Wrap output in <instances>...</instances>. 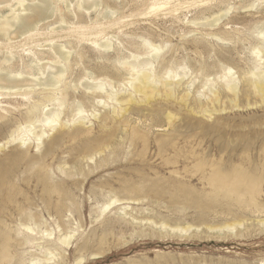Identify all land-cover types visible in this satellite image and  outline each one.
I'll return each mask as SVG.
<instances>
[{
	"label": "bare ground",
	"instance_id": "6f19581e",
	"mask_svg": "<svg viewBox=\"0 0 264 264\" xmlns=\"http://www.w3.org/2000/svg\"><path fill=\"white\" fill-rule=\"evenodd\" d=\"M7 1L9 0H0V46L9 49V47L19 44L23 47L20 56L30 55L34 49L39 53L36 57L37 53L35 52L33 57L23 65L15 62L16 54L13 50H7L8 52L0 57V104L4 102L2 101L3 96L8 98L16 96L13 99L21 98L25 102H29L27 111L23 115L24 122L20 123L4 142H0V150L4 147L7 148L12 143L19 142L26 145L29 140H33L36 143L35 147L38 150L44 148V151L42 150L40 155L32 156L28 148L20 150L9 158L11 160L0 169V264H60V261H63L66 256V247H69L75 236V229L69 231L67 228L64 231H59L58 236L55 234L52 237L54 231L42 227L43 218V221L39 222L32 202L23 197L25 192L21 182L29 181L35 175L37 185L44 190L46 203H50L52 198L57 196L58 206L61 209L59 212L73 213L69 191L61 183L65 180L63 177L85 174L82 163L84 159L94 161L96 167H105L116 162L121 155L127 157L135 152L137 138L147 148L149 133L154 128L164 126L171 128L178 118L177 113L171 111V107H167L168 104L164 106V109L162 108V101L169 103L178 100L180 105L187 107L190 113L185 116L188 121L184 128L172 129L173 131L170 132L174 134L170 133L171 135L161 134L162 132L156 135L161 158L166 163L172 161L177 163L178 156L182 155L184 159L181 162L186 168L190 165V161L193 162L194 172L199 174L198 179L205 181L210 186L208 194L202 193L207 199L224 198L228 201L250 204L256 208L257 205L260 206L258 198L264 184V119L256 120L258 126H261L258 129L242 131L237 129L239 125L233 124V120L231 126L224 117L219 118V116L221 112H229L239 107H264V23L262 22L264 18L251 19L252 23H249V28H247L251 31L250 34H246L240 28L233 30V27L231 28L233 32L230 29L221 30L219 27L218 30L210 33L207 30L209 35L222 43L232 42L235 39L236 42L233 43L235 45L238 43V47L234 46L238 48V51L248 45L247 55L245 58L241 56L239 59L233 57L232 54L231 56L225 54L221 50L223 53H218V50L214 54L217 57L216 61L207 62V58H203V56L201 57L203 59L195 60L198 66L192 68L194 65H191L186 57L180 61L179 59L173 60L174 56L171 53L172 56L166 58L165 54L171 51H167V43L158 42L153 38V34H139L138 31L143 26L130 30L132 34L139 37V40L130 41V47H127L128 51L120 48V43H117L120 33L115 35L113 31H109L120 24L118 21H108L101 27L96 25V20L100 16L114 17L119 12L113 9L103 12L105 7L111 6V2L109 3L108 0H91V2L76 0L77 2L75 1L76 4L72 8L66 5L64 8L60 6L61 1L69 4L70 0H15L18 6L13 8L14 4L10 5L11 9L8 4L11 12L8 13L9 15L7 13L4 15L2 10ZM231 1L152 0L148 6L149 12L143 14L149 15L154 11L165 10L168 11V14L175 15V12L181 9L182 4H187L189 7L198 4L197 7L202 6V8H199L198 14L194 16V25L217 26L235 8L247 11L264 4V0H240L239 7H237L235 4L232 5ZM223 4H225L224 7H222ZM214 7H217L218 12L221 13L215 14L213 18L211 15L206 16L207 11ZM92 9L96 14L95 21L88 25L79 24L86 20L85 18H92L90 12ZM73 11L76 12L75 15H73ZM197 19H205V22L198 23ZM236 20L231 21L236 22ZM57 24L59 26H56ZM65 27L69 29L72 27L85 28L86 30L78 32L79 35H74L67 32ZM58 28L62 30L57 31ZM199 31L201 32V30ZM200 32L198 34L202 33ZM199 43L201 45V42ZM27 45L29 48H25ZM199 45L196 48H199ZM17 46L15 45V47ZM230 47L229 52L231 51ZM89 48L95 51L98 59L114 60V70L105 66L106 64H101L97 68L98 70L95 68V71L89 70L87 67L81 71L76 70V66L85 60L87 52L84 50ZM114 48L121 52L110 55L109 53ZM227 48L228 46L225 49ZM212 49L205 50L208 58L212 57V53L210 54ZM199 53L202 55L204 51L201 50ZM237 68L238 70H236ZM32 99L34 101L31 102ZM244 100L246 101L245 106L241 102ZM154 101H160L161 106L153 108L155 103L153 105L151 103ZM144 104L148 106L146 107L147 112H144L146 109L142 106ZM157 104L159 103L157 102ZM176 105L174 104V106ZM108 107L112 109V113L117 119L120 117L127 119L130 115H136L141 128L133 127L134 130L122 136L123 139L121 138L120 141L110 139L103 142V137L91 136L92 130L86 125L92 123L94 118H98L101 108ZM0 110L9 112L8 108L4 106H1ZM198 115H201L198 118L200 120L197 124L192 123L190 118H195ZM4 118H6V114L0 113V121ZM108 119V117L104 119L105 125H107ZM69 124L73 125L72 130L54 136L47 145L45 144V137L51 131L68 127ZM241 127H245L243 123ZM116 135L118 133L115 131L110 136ZM68 137L78 144L76 147L69 146L67 148L69 152H76L77 156L72 158L73 166L67 169L69 161L66 162L64 157L63 161L61 159L58 164L56 163L57 168L54 170L53 167L51 168L52 163L50 165L47 163V159L56 155V151L67 143ZM178 141L182 146L178 145ZM204 141H208L210 147L212 146L210 150L208 149L209 151L207 150V153L202 146ZM127 147H132L133 150L131 148H129L131 150H127ZM254 150L257 153L254 154ZM169 152H174L173 155L176 157H171ZM96 155L101 157L99 162L94 160ZM24 161L25 169H20L19 165ZM54 173H57L58 177H55ZM88 176L90 177V175ZM84 177L86 179V176ZM128 191L135 194L137 192L136 189ZM175 195L190 197V199L194 196L191 190L185 188V185L183 188L176 189ZM121 201L122 199L114 195L109 202L102 206L101 212L105 213L107 209L111 208V205ZM64 225L67 227L66 224ZM56 226L59 227L58 224ZM227 227H231V225ZM101 232L100 238L95 236L96 234H93L92 237H88V235L78 247L76 246L80 253L76 258V264H80L85 259L83 252L92 249L93 241L99 240V243L102 244L106 240L108 230L102 229ZM32 248L38 250L37 252L41 256L30 254ZM26 252L29 254L28 260L24 255Z\"/></svg>",
	"mask_w": 264,
	"mask_h": 264
},
{
	"label": "rangeland",
	"instance_id": "374dc122",
	"mask_svg": "<svg viewBox=\"0 0 264 264\" xmlns=\"http://www.w3.org/2000/svg\"><path fill=\"white\" fill-rule=\"evenodd\" d=\"M75 1L76 0H70L69 4L61 1L62 3L60 2V6L63 8L71 6L70 8H72L78 0ZM89 1L91 2V0ZM108 1L109 3L111 2V6L105 7L103 12L110 9L119 12L114 17L107 18L103 16V18L100 16L99 19L96 20V25L101 27V25L106 24L108 21H118L120 24L115 26L113 30L109 29V31H113L115 35L120 33V39L117 40V43H120V48L124 51H128L127 47H130L129 42L139 40V37L132 34V31L130 30L143 26V28L141 27L142 29L138 31L139 34H153L154 37H152L158 42L167 43V51H171H166V58H169L171 53L174 56L173 60L179 59L180 61L186 57V60H189L191 65H194L192 68L198 66L197 61H195L197 59L207 58V62L216 61L217 57L216 55L214 56V54H216L215 52H218V50V53L224 51L225 54L230 56L232 54L233 57L239 59L241 56L245 58L248 45H245L244 49L240 48L238 51V48H236L238 47V43L236 44L237 46L233 43L236 42L235 39L232 42L222 43L209 35V33L218 30L217 28L219 27L221 30L230 29L231 31L232 29L240 28L241 30H244L246 34H250L251 31L247 30V28H249V23H252L251 19L264 18V4H262L258 8L247 11L245 9L235 8L231 13L224 17L217 26L206 24H195V26L193 23V21H195L194 16L198 14L199 8H202V6L197 7L198 4L192 7H189L187 4H182L180 6L181 9L175 12V15L168 14V11L165 10L154 11L149 15H145L143 13L149 12L148 6L152 0ZM16 3L15 0H9L7 3L5 2V6L2 10L3 14H10L11 10H9V6L14 4L13 8L17 7L18 4ZM231 4H235L239 7L240 0H232ZM224 6L225 4L222 5V7ZM218 10L217 7H214L212 10L207 11L206 16L211 15L213 18L215 14L220 12H218ZM213 11L216 13L213 14ZM90 12L92 18H85L86 20L79 22V24L84 23L83 25H88L95 21L96 14L94 10L92 9ZM75 14L76 12L73 11V15ZM231 17L235 18L232 19ZM231 20H236V22H232ZM75 21H77V18H75ZM197 21L198 23L205 22V19H197ZM262 22L264 23V19H262ZM58 24L56 26H59ZM74 28L75 27L69 29L65 27V30L74 35H79L78 32L80 33L81 31L86 30L85 28ZM60 30L62 29H57V31ZM199 30H201L202 33ZM199 32L201 34H198ZM237 37L238 36L236 35V39ZM113 39L115 40L116 38ZM191 39L193 40L191 41ZM188 40H190V42H188ZM199 42H201V45H199ZM15 45L18 46L15 47ZM15 45L11 47L13 49L10 47L9 49L13 50L16 54L15 62L20 65H23L29 60V58L33 57L35 52L37 53L36 57L38 56L39 52H37L36 49H34V52H31L30 55L25 54L20 56L23 52L21 51L23 47L19 46V44ZM197 45H199L200 50H197L199 49L196 48ZM227 46L228 50L225 49ZM212 47L214 48L212 49ZM229 47L231 51L233 49L234 51L229 52ZM0 48H2V46H0ZM6 48L7 47L3 46V48L0 49V57H3L6 52L10 51ZM25 48H29V45L25 46ZM206 49H212L210 50V54L212 53L211 56L213 58H208L205 53ZM201 50L204 51V54L199 55V51ZM84 51L87 52L85 60L84 62H81L80 65L76 66V70L81 71L84 67H87L89 70L95 71V68L97 69L101 64H106L105 66H109L111 70H114V60H106L105 58L98 59L95 51L90 48ZM119 51L121 52V50H116V48H114L109 54L114 55ZM241 63L243 64L244 62ZM236 70H238V68ZM3 97L4 99H2V101L4 102L0 105L7 107L9 112L0 110V113L6 114V118L0 121V142H4L11 132L20 123L24 122L23 115L29 106L27 105L29 102H25L21 98L13 99L16 96H11L12 98H8L7 96ZM32 101L34 100L32 99L31 102ZM157 102L159 104H157ZM241 102L245 106L246 101L244 100ZM169 103L162 101V108L164 109V106L168 104L169 106L167 105V107H171L172 109H169H171V111L173 110L174 113H177L178 118L175 120L176 122L171 128L168 126L154 128L150 132L151 134L149 133L150 136L148 138L149 142L147 148L137 138L135 152L129 154L127 157L121 155L116 162L105 167H96L93 163L94 161L84 159L82 160V163L85 174H76L73 177L61 176V178L63 177L67 181H61V183L64 185L65 189L69 191V196L72 200L71 206L74 210L73 213L69 211L65 213L59 212L61 209H59L60 207L58 206L57 196H54L50 203H46L47 201L44 199V190L41 186L37 185L35 175L32 176L29 181L21 182V186L25 192L23 197L28 198L32 202L33 209L38 215L39 222L44 220L42 227H47L49 231H54L52 237H54L55 234L58 236L59 231H64L67 228L69 231L75 229V236L72 238L69 247H66V256L63 261H60V264H76V258L80 254L77 248L78 245L82 240L87 238L88 235V237H92L93 234H96L95 236H99L100 238L102 235V229L108 230L106 240L102 244L99 243V240L93 241L92 249H90L91 252L90 250H85L83 252L85 259L80 264H264V223H262L264 220V184L262 185L261 194L258 198V204L260 206L257 205V208L250 204L228 201V199L224 198L211 200L202 195V193L208 194L210 186L207 185L205 181L198 179L199 174L194 172L195 169H193V162L190 161V165L186 168L184 167L183 162H181V160L183 161L184 159L182 155L178 156L177 163L173 161L166 163V161L159 155L156 135L161 132V134L165 133L171 135L174 134L170 132L173 131L172 129L177 128L180 130L184 128L186 121H188L185 119V116L190 113L187 107L180 105L181 103L178 100H173V102L171 101ZM151 104H154L155 106L153 108H155L160 105V101H154ZM174 104L177 105L174 106ZM142 106H144V108L148 107L145 104ZM261 107L245 106V108H235L229 112H221L219 118L224 117L231 126L236 123V125H239L237 126V129L242 131L258 129L261 126H258L256 120L260 118L264 119V107ZM146 110L147 108L144 112H147ZM113 114L111 108H101L98 118H92L93 122L86 125L92 130L90 135L103 137V142L109 141L110 139L120 141L122 136H125L134 130L133 127H140L138 118L134 114L128 116L127 119L126 117H120L121 119H117L115 118V114ZM224 114L227 115L225 116ZM107 117L109 119L106 121L107 125H105L106 123L104 119ZM200 117L201 115H198L195 118H190V121L197 124L198 120H200L198 118ZM242 123L245 127L240 128ZM72 128L73 125L70 126L69 124L68 127L62 129L58 128L56 129L57 131H51V133L45 137V144L47 145L54 136L62 135V133L72 130ZM115 131L118 135L111 137L110 135ZM168 131L169 133H167ZM207 142L208 141H204V145H202L203 148H205L206 151H204L206 153L207 150H210L212 147H210L209 142L208 147V144H206ZM27 143L28 144L26 145H22L19 142L12 143V145L10 144L7 148L4 147L0 150V169L6 164V162L8 163L11 160L9 158L20 152V150L28 148L29 153L32 156L40 155L44 151V148L38 150L35 147L36 143L33 140H29ZM178 145L182 146V144H179V141ZM69 146L76 147L78 144L77 142L74 143L68 137L67 143L56 151V155L54 157H48L47 163L49 165L52 163L51 168L53 167L55 170L57 168L56 163L58 164L61 159L63 161L64 157L66 162L69 161L67 169L73 166L72 158L74 159L77 155L75 151H68L67 148H69ZM129 148L132 149V147H127V150H131ZM171 153L169 152V155L174 157V152ZM255 153H257L256 150H254V154ZM96 156L97 157H94V160L99 162L101 157L100 155ZM236 162L238 161L236 160ZM24 165L25 161L21 162L19 168L25 169ZM54 175L55 177H58L57 173H54ZM88 175H90V177ZM84 176H86V179ZM183 184L185 185V188H188L193 192L194 196L191 197L192 199H190V197L175 195V190L180 187L183 188ZM133 189H136V194L128 191ZM114 195L118 196L122 201L118 204L111 205V208L107 209L105 213H102V206L109 202ZM57 224L59 227L56 226ZM64 224H66L67 227H65ZM106 225L107 227L105 228ZM229 225H231V227H227ZM95 239L97 238L95 237ZM35 250V248H32L30 254L41 256V254L37 252L38 250ZM24 255L28 260V252Z\"/></svg>",
	"mask_w": 264,
	"mask_h": 264
}]
</instances>
